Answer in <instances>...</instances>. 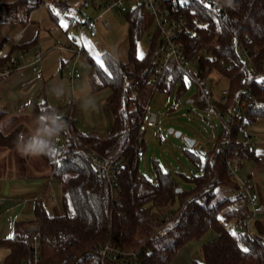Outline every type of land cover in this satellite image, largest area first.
I'll list each match as a JSON object with an SVG mask.
<instances>
[{
    "label": "trees",
    "instance_id": "16d2710c",
    "mask_svg": "<svg viewBox=\"0 0 264 264\" xmlns=\"http://www.w3.org/2000/svg\"><path fill=\"white\" fill-rule=\"evenodd\" d=\"M235 2L238 5L235 9L222 6L220 16L209 11L202 2L195 3L209 25L198 28L192 36L184 34L181 37L189 55L212 46L216 60L202 59L199 71L205 74L202 70L206 65L211 71H219L230 88L228 100L217 101L215 105L222 116L224 130L209 149L202 173L193 178L194 187L178 190L180 187L171 171L159 169L156 179L152 180L139 167L144 145L140 128L146 102L155 90L170 91L179 79L184 89L186 75L171 62L154 87L152 77L160 57V35L157 31L154 33L150 49L140 58L136 44L145 20L144 5L138 1L127 10L128 59L122 60L105 51L101 56L105 71L88 56L94 69V90L111 89L108 104L113 122L109 134L101 138L94 133H83L77 129L71 113L58 110L68 122V128L72 124L80 137V140L71 137L66 149L52 158L40 156L50 167L49 175L53 174L62 186V211L50 214L44 201L36 200L35 218L18 222L14 235L0 241L8 250L0 264H95L96 247L106 240L122 249H142V264H170L180 248L210 230L219 234L201 246L203 261L195 260L194 264H264V214L256 218L255 235L250 237L229 225L233 218L236 219L238 209L231 207L232 200L228 197L214 201L220 185L241 188L228 173V160L236 150L243 159L257 157L251 144H243L240 138L247 125L264 118V78H260L264 75V0ZM41 3L42 0H1L0 25L27 22L30 12ZM55 3L61 9L70 6L66 0ZM77 22L81 23L78 19ZM22 47L19 45L15 49ZM244 49L248 56H244ZM17 54L0 58V71L16 69L20 64ZM136 80L139 85L133 90L131 84ZM247 90L252 92L248 106L234 114L233 103ZM199 103L208 105L202 97ZM49 106L45 102L36 103L33 115H39ZM227 124L232 125L231 134ZM24 126L21 124L9 132L0 128V147H16L17 137L24 134ZM229 135L231 143L226 147L223 140ZM91 149L107 157H123L118 173L121 189L116 197L111 195L105 177L86 161L85 155ZM188 151L194 158L201 155L193 149ZM176 201L179 206L174 208ZM34 221L42 223L41 255L36 263L31 236L24 231V225ZM244 248L249 251L244 252Z\"/></svg>",
    "mask_w": 264,
    "mask_h": 264
},
{
    "label": "crops",
    "instance_id": "0c3cea01",
    "mask_svg": "<svg viewBox=\"0 0 264 264\" xmlns=\"http://www.w3.org/2000/svg\"><path fill=\"white\" fill-rule=\"evenodd\" d=\"M43 1L49 13L46 19L41 21L33 18L31 14L34 9L30 12L28 21L23 24L5 23L0 25V58L16 55V53L20 57V64L16 69L8 70L6 68L0 71V115H4L3 120H1L2 122H0V128L3 130L2 126L8 125L5 118L11 120L12 118L22 116H33L36 103L45 102L50 106H58L65 109V112L71 113L77 122V129L79 131L86 134L94 133L101 138L106 137L110 132L113 122V114L108 104L111 89L105 87L100 90H94L92 85L94 69L91 66L89 82L92 85L91 93L96 97L99 110L84 112L80 107L82 95L81 81L83 80L84 72L82 73V79L74 85L73 91L65 68L66 62L70 61L75 55V52L71 50L75 46H83L85 49V53L80 57V62L86 64L89 61L88 56L97 61L95 52L87 48V44L91 42L89 40L93 36L90 33L88 34L87 30L82 31L81 37L83 42L82 45H79L74 35L70 34L73 30L80 29L79 27L82 22L77 24L76 11L82 7L84 0H66L70 5L68 10L61 9L53 0ZM97 1L103 3L108 0ZM79 5L80 7L78 8ZM89 7L91 8V6ZM92 8L99 11L98 8ZM51 11L53 15H51ZM85 14L84 12L83 15ZM61 21L67 27H62ZM19 45L23 46L21 50L15 49ZM37 49H41L43 53V58L40 62L36 61ZM102 54H99L100 59ZM22 55L23 57H21ZM128 55L129 46L127 57L119 58L127 60ZM61 84L65 90L64 95L56 98L50 94L49 89ZM74 95H76L77 99H75ZM72 96L73 102L71 103L70 98ZM250 125L255 133L254 142L251 144V147L257 157L255 159L244 158L239 174L242 178L251 177L254 180L264 200V118H260ZM20 156L16 147H0V197L2 199L0 203V228L4 225L2 223L3 220H6L5 217L13 208L19 207L22 214L26 211V207L28 211L30 208L28 204L32 199H35L33 206L34 215L35 202L38 199L44 201L50 214H55V212L49 210L47 203L48 198L52 199L51 191L55 194V198L56 192L52 189L50 195H47L46 188L45 190L43 189L45 183L42 180L46 177L50 178L49 171L47 169H38L28 164V162L25 163L27 158L22 159L23 164L21 162L18 163V160L21 161L19 159ZM50 184H52V181ZM228 197L232 200V208L246 205V201L241 194V188L236 189V192L230 194ZM232 221L235 222V219L233 218ZM17 223H14L11 234L10 232L6 233L5 230L7 235L0 238V241L14 235ZM218 234L215 230H210L206 237L203 236L200 239L191 240L179 249L170 264H194L195 260L202 262L201 246L205 242L217 237ZM0 250H3V260L8 250L1 245Z\"/></svg>",
    "mask_w": 264,
    "mask_h": 264
},
{
    "label": "rangeland",
    "instance_id": "374dc122",
    "mask_svg": "<svg viewBox=\"0 0 264 264\" xmlns=\"http://www.w3.org/2000/svg\"><path fill=\"white\" fill-rule=\"evenodd\" d=\"M53 1L56 2V0ZM137 2V0L127 1L126 4L129 10L132 9ZM79 7L80 5L78 8ZM92 7L93 6H91V8H81L80 12L76 15L77 19L83 22L85 18L95 17L99 11L94 10ZM0 11L2 10L0 9ZM84 12L86 13L85 15H83ZM31 16L41 21L49 16L44 1L40 7L32 11ZM143 16L145 27L136 44L138 56L146 55L151 46L150 36L156 32V24L152 13L144 8ZM104 19L106 22H103L102 20L97 21V34L90 38L91 40L89 41L91 42L87 44L88 50L95 52V54H102L107 51L118 57L126 58L129 46L127 11L120 13L114 9L109 10L104 14ZM70 34H73L77 43L82 45L83 40L81 35L83 33H80L79 29L73 30ZM80 57L81 56H78L77 54L73 56V58L79 59V68L82 73L84 72V77L81 81L83 85L90 83L89 74L91 71V64L89 61L86 64L80 62ZM191 68L195 69V65L192 64ZM209 76L213 78L212 85L214 89V97L212 103H215L216 105L217 101H221L218 90L228 89L229 83L226 77L217 70L211 71ZM74 97L77 99L76 95H74ZM200 98V91L195 80L188 75L185 77L184 89L182 88V81L179 79L170 91L157 89L152 94L150 103L158 114L159 126L153 128L142 125L140 128L143 132L144 145L140 151L139 167L141 172L149 179L155 180L157 171L161 169L163 171H171L180 188L189 190L194 187L195 182L193 178L202 173L207 161V155H200L199 157L194 158L188 149L196 151V148L203 147L204 150L208 151L210 146H212L214 141L224 130L223 119L220 113L216 110V107L215 110H213L209 108L208 105L205 106L200 104ZM3 118L4 115H0V122H2L1 120H3ZM35 118L36 116L34 115L12 118L11 120L5 118L8 125L2 126V128L4 131L9 132L23 124L25 125L23 129L24 135L27 136L32 130ZM71 127L75 131L72 124ZM177 132L180 133L179 136L177 135ZM75 133L77 134L76 131ZM185 137L196 139L195 146L189 147ZM24 157L25 156H20L19 159H21V161L18 160V163L21 162L23 164L22 159ZM27 162L38 169H50L49 165L44 163L40 157L28 156L25 163ZM18 166L21 167L20 164H18ZM42 181L45 183L43 189L45 190L46 188L47 195H50L52 189L56 192L55 199L52 197V191V199L47 196L49 210L55 213L60 212L62 210V189L60 183L54 179L52 180V184H50L49 177H46ZM234 192H236V189L227 185H220L216 189V197L214 201L227 198ZM34 200L35 199H32L28 204L30 208L27 211L26 207V211L23 212V214L19 207L13 208L10 213H8L5 217L6 220H3L2 222L4 225L0 228V238L5 237L7 232H10V234L12 233L14 223L31 221L34 219ZM178 206L179 202L176 201L173 207L177 208ZM229 225L233 228L234 221L231 220ZM24 226H26V224ZM207 233L204 235L205 237ZM2 251L3 250H0V260L3 258Z\"/></svg>",
    "mask_w": 264,
    "mask_h": 264
},
{
    "label": "built area",
    "instance_id": "2783aa9c",
    "mask_svg": "<svg viewBox=\"0 0 264 264\" xmlns=\"http://www.w3.org/2000/svg\"><path fill=\"white\" fill-rule=\"evenodd\" d=\"M130 0H108L106 2H99L97 0H84L85 7L93 6L99 9V13L94 18H86L80 25V33L87 30L91 36L97 34V21L104 19V14L109 10H117L120 13L128 10L126 4ZM144 5V8L148 9L154 16L156 24V31L160 35V57L159 62L155 68V72L152 77V83L156 87L159 77L162 75L164 69L174 62L184 74L193 78L199 88L200 97L204 98L209 108L215 110V103H212L214 97L213 78L209 76L211 73L210 67L206 65L203 67L201 74L199 66L202 59L216 60L217 55L212 52V46H206L198 50L197 53L189 55L186 51L184 41L181 39L182 35H194L198 28H206L209 25V21L204 18L199 10L194 5L197 2H202L209 11L213 12L216 16H220L222 13V6L217 4V0H137ZM154 36L151 35L152 39ZM78 56L84 54L83 46H75L71 48ZM244 56H248L247 50L244 49ZM23 57V55L21 56ZM43 58L41 49L36 50V61L40 62ZM252 62V61H251ZM79 59L73 58L66 62L65 68L68 78L72 84L73 91L74 85L82 79V72L79 68ZM195 65V69L191 68V65ZM251 67L254 69L255 65L251 63ZM260 78H264V75ZM139 85V81L136 80L131 84V87L136 89ZM222 102L228 100L230 95V88L218 90ZM136 94V92H135ZM252 97L251 91H244L236 98V101L232 105V112L234 114L241 113L248 106L249 99ZM70 102H73V96L70 98ZM57 110L62 112L65 109L58 106H54ZM222 117V116H221ZM158 114L152 107L150 99L146 102L144 107V113L142 116V124L147 127H158ZM227 131L231 134L232 125H226ZM255 133L253 132L251 125H247L241 133V141L243 144H252L254 142ZM71 137L80 140L79 135L70 126L65 133H62L57 141L59 152L66 149L67 143ZM223 143L227 146L231 143V136L223 140ZM86 161L92 165L100 176L105 177L107 180L111 195L116 197L121 189L119 183V170L120 164L123 161L122 156L107 157L100 154L95 150H89L85 155ZM243 158L236 150L230 156L228 160V173L237 180L241 185V194L246 201V205L240 206L237 209L236 219L234 222V229L241 234L254 237V222L259 215L264 214V200L257 188L256 183L251 177L242 178L240 176V170L242 166ZM51 181L56 179L53 174L50 175ZM50 181V182H51ZM52 197L55 199V194L52 193ZM0 197V203H1ZM42 223L40 221H34L24 227V231L27 235L31 236L33 259L36 263L40 259V235H41ZM97 258L95 264H142V258L144 256L142 249H122L110 240H106L103 244L96 247Z\"/></svg>",
    "mask_w": 264,
    "mask_h": 264
},
{
    "label": "clouds",
    "instance_id": "9594fccd",
    "mask_svg": "<svg viewBox=\"0 0 264 264\" xmlns=\"http://www.w3.org/2000/svg\"><path fill=\"white\" fill-rule=\"evenodd\" d=\"M219 6H227L235 9L238 7L235 0H217ZM91 83L81 86L80 107L84 112L98 111L99 105L96 97L91 93ZM63 85H55L49 89L51 95L60 98L64 95ZM68 129V122L63 114L55 107L49 106L42 110L33 121V127L30 133L25 136L20 134L16 140V150L21 156L40 157L47 156L52 158L59 153L57 141L61 133Z\"/></svg>",
    "mask_w": 264,
    "mask_h": 264
},
{
    "label": "water",
    "instance_id": "95a60500",
    "mask_svg": "<svg viewBox=\"0 0 264 264\" xmlns=\"http://www.w3.org/2000/svg\"><path fill=\"white\" fill-rule=\"evenodd\" d=\"M192 101V100H190ZM177 135L179 136L180 133L177 132ZM189 147H194L195 146V143H196V139H192V138H188V137H185ZM196 151L198 153H200L201 155H207L208 151L207 150H204L203 147H199V148H196ZM181 188H178V190H180Z\"/></svg>",
    "mask_w": 264,
    "mask_h": 264
},
{
    "label": "snow or ice",
    "instance_id": "6c2138e0",
    "mask_svg": "<svg viewBox=\"0 0 264 264\" xmlns=\"http://www.w3.org/2000/svg\"><path fill=\"white\" fill-rule=\"evenodd\" d=\"M184 3H187V0H184ZM61 26H62V27H67V25H66L63 21H61ZM96 55H97V63H98V65H99L102 69H104V62H103V60H101V59L99 58V54H96ZM140 58H142V55H141ZM104 70L107 71L106 69H104ZM232 235L235 236L236 233L233 232ZM243 251H244V252H247V251H249V249L244 248Z\"/></svg>",
    "mask_w": 264,
    "mask_h": 264
}]
</instances>
